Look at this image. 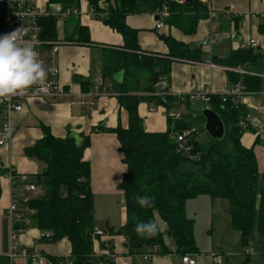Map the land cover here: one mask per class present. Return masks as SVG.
I'll use <instances>...</instances> for the list:
<instances>
[{"label": "trees", "instance_id": "16d2710c", "mask_svg": "<svg viewBox=\"0 0 264 264\" xmlns=\"http://www.w3.org/2000/svg\"><path fill=\"white\" fill-rule=\"evenodd\" d=\"M94 16L103 21L124 39L122 49L104 52L102 74L110 77L124 72L122 81L112 84L120 105L127 111L128 124L120 122L115 127L103 129L116 134L123 162L127 169L119 184L124 195L125 223L114 230L103 227L105 233L120 234L130 252L146 251L167 253L172 250L161 230L154 237H140L134 231L137 222H147L159 216L167 225V234L175 250L181 254L198 251L194 235V219L186 214L187 200L199 194L225 198L230 203L231 228L241 233L245 246L257 231L260 236L259 252L264 255V172L259 176L258 161L254 147L241 141L245 129L240 123L251 109L233 96L222 93L209 95V107L222 119L225 135L222 139L209 138L200 142L190 121L192 114L176 116L172 107L188 99L177 95H155L157 82L169 74L173 60L202 61L205 57L202 43H186L171 35H160L168 46V53L145 52L138 42V30L130 27L126 17L130 14H157L164 7L167 26H175L186 34H193L201 18L207 17L206 6L198 0L191 4H178L172 0H87ZM61 9H79L81 0H48ZM239 19V17H237ZM57 16L42 20L43 34L56 39L60 33ZM68 40L91 42L88 27L76 22ZM211 60L228 68L230 87L240 84L244 91L257 93L264 90V53L257 47L247 45L230 50L226 55L212 54ZM240 68L246 72H238ZM150 102L166 109L168 129L148 131L144 128L138 106ZM185 117V118H184ZM202 124V112L196 115ZM44 135L25 149L26 154L44 162L43 171L33 181L44 189L42 194L32 196L27 207L33 213L27 215L30 225L43 231L40 240L54 243L66 238L71 243L70 264H114L112 246L100 236L94 235L96 227L93 214L90 164L84 151L90 144L89 135L81 140L67 134L55 136L44 126ZM189 130L190 153L185 152L172 135ZM258 141V139L256 140ZM189 163L190 166H185ZM137 195L155 199L152 208H141L135 203ZM98 241L103 252L94 251ZM110 255V257L108 256ZM51 264H59L50 257ZM0 264H10L0 257Z\"/></svg>", "mask_w": 264, "mask_h": 264}, {"label": "crops", "instance_id": "0c3cea01", "mask_svg": "<svg viewBox=\"0 0 264 264\" xmlns=\"http://www.w3.org/2000/svg\"><path fill=\"white\" fill-rule=\"evenodd\" d=\"M42 8H49L48 0H36ZM59 9L58 4H54ZM210 8L219 12L218 18L210 20L201 18L193 34H186L175 26L157 27L159 16L154 13L130 14L127 24L138 30V42L145 52L167 54L169 49L160 35H171L186 43H202L210 33H220L219 40L211 46H203L204 60L191 61L175 59L170 71L163 81L167 82L173 95L201 93H223L230 88L227 75L228 68L211 60L212 54L226 55L230 50L249 45L255 40L257 48L264 53V0H211ZM87 0H81L80 12L72 15L82 25L88 27L91 42L80 43L68 40L62 44L59 53L60 82L66 97H55L46 100L31 98L20 112L13 113L12 122L15 128L13 139L0 146V257L10 264H32L28 257L12 255L11 219L8 207L17 202V212L27 214V204L20 197L14 198V187L6 176L9 167L18 174L28 176L33 183L36 175L45 167L44 162L29 157L25 149L33 145L44 135V126L55 136L67 134L79 141L82 134L89 135L90 144L84 151V158L90 164L91 189L93 192V214L96 227L120 228L126 221L124 195L119 184L126 172L119 142L115 133L97 129L98 127H115L119 122L128 124L127 111L120 105L117 94L112 88L115 81H122L123 71L110 77L102 74L104 52L107 49H122L124 39L120 33L104 24L102 20L91 15ZM68 16L65 19H69ZM158 16V19L156 18ZM239 17V19L237 18ZM62 23H59L61 28ZM61 34V31L59 35ZM241 72L240 68L234 69ZM102 79L100 94H95L94 83ZM104 89V90H103ZM201 99L199 97L195 98ZM189 100V99H188ZM203 100V99H201ZM242 103L251 109L252 128L245 129L241 136L242 143L254 147L258 169L264 172V90L240 97ZM193 100H182L189 104ZM209 107L208 101L204 100ZM144 128L148 131H165L168 129L166 109L150 102H141L138 106ZM180 115L187 114H176ZM185 118V117H184ZM210 138V137H209ZM258 139V141H256ZM42 187L37 186L30 195H39ZM204 213L202 229L209 234L210 247L189 253L195 264H264V255L259 252L260 236L257 241L250 236L249 246H245L241 233L231 228L230 203L225 198H212L199 194L187 200L186 214L194 219V235L197 221ZM165 241L172 248L170 252L154 253L144 258L143 254L128 251L125 239L120 234L106 233L102 238L112 246L114 264H187L182 261V254L175 250L167 234L166 223L158 216ZM43 231L33 225H27L18 235V249L27 248L38 254V264H51L50 257L59 264H70L71 243L62 238L54 243L41 241ZM252 238V240H251ZM196 239V236H195ZM94 251L103 252L99 242H94ZM221 254V261H214V254ZM110 257V255H108Z\"/></svg>", "mask_w": 264, "mask_h": 264}, {"label": "built area", "instance_id": "2783aa9c", "mask_svg": "<svg viewBox=\"0 0 264 264\" xmlns=\"http://www.w3.org/2000/svg\"><path fill=\"white\" fill-rule=\"evenodd\" d=\"M178 4L187 3L186 0H172ZM206 6L207 17L212 21L219 16V12L210 8L211 0H198ZM79 9H66L61 8L56 9L55 7L42 8L36 0H0V36L11 32L16 28L23 27L24 38L30 41L34 46L36 51L39 53V59L43 62V66L47 72L46 86L43 91L38 87L30 89L24 95H15L8 99H0V134L4 132L5 127L10 126L12 128V133L10 136L0 135V146L7 145L14 137L15 128L12 122L13 113L20 112L24 109L25 103L31 98H37L46 100L55 97H66L69 93L65 92L61 82H60V66H59V53L60 48L63 43V39L60 35L56 39H50L43 34V24L42 20L47 16L55 15L63 19L68 16L78 15ZM94 15V11L90 9L89 12ZM159 19L156 26L162 27L164 22L161 20L168 15V10L164 7L161 11L157 13ZM221 37L220 33L210 32L202 41L203 46H211L216 43ZM249 45L257 47L255 40H251ZM241 72H246L240 70ZM103 86L102 79H98L93 88L95 89V94L99 95L101 88ZM157 91L155 95L172 94L169 85L165 81L157 82ZM104 90V89H103ZM210 90L207 89L201 93H189V94H178L181 99L194 100L199 97L203 100L208 101ZM250 94L244 91L243 87L238 84L234 87H230L227 91L223 92V96H233L240 100V97ZM173 114V113H171ZM176 114V113H174ZM177 116V115H176ZM243 127H247L252 124V117L250 114L246 116L244 120L240 123ZM189 130H183L176 133L173 138L179 142V145L185 152L190 153L191 146L188 143ZM6 176L10 179L14 187V198L20 197L24 204H27L31 198L30 193L35 191L37 186L34 183L28 181V176L25 174L16 173L15 169L9 167ZM28 213H33V209L27 208ZM8 214L11 219V238L12 244V255H22L28 257L30 262L38 264V254L31 253L27 248L18 249V235L24 228L29 225L30 219L27 214L17 212V202H13L8 207ZM94 235L103 237L106 235L102 228L95 227L93 231ZM151 255L146 253L144 255L145 259H148ZM222 259L221 254L216 252L214 254V261L220 262ZM182 261L187 264H195L196 261L189 253L182 254ZM105 264V263H103Z\"/></svg>", "mask_w": 264, "mask_h": 264}, {"label": "clouds", "instance_id": "9594fccd", "mask_svg": "<svg viewBox=\"0 0 264 264\" xmlns=\"http://www.w3.org/2000/svg\"><path fill=\"white\" fill-rule=\"evenodd\" d=\"M46 77L47 72L39 59V53L35 46L24 38L23 27L0 36V99L24 95L37 87L43 91ZM11 133L12 128L8 126L0 135L7 137ZM135 203L141 208H152L155 206V199L137 195ZM160 229L161 222L154 218L147 222H137L133 231L142 238H151L157 235Z\"/></svg>", "mask_w": 264, "mask_h": 264}, {"label": "rangeland", "instance_id": "374dc122", "mask_svg": "<svg viewBox=\"0 0 264 264\" xmlns=\"http://www.w3.org/2000/svg\"><path fill=\"white\" fill-rule=\"evenodd\" d=\"M54 4L49 3V7H53ZM59 22L61 25L60 31V37L63 39V43H68L67 36H69L73 32L74 25L77 22V19L73 16L69 19H61L59 18ZM207 103L204 100L196 99L192 102H189V104L183 103L181 107L178 106L172 107V113H182V114H192V116L189 118L190 121L193 122V128L191 130H195L197 134V139L200 142H206L209 139V135L206 132L204 128V124H202L199 120H197L196 115H198L199 112H202V110L206 107ZM185 166H190L189 163H186ZM263 171L259 169V176L262 178ZM44 192V189L41 188L39 190V194H42ZM204 219V213H202L197 221V227L195 228V236H196V242L197 245L200 246L202 249L210 247V238L208 237L209 234H207L204 229L201 227L202 221ZM201 226V227H200ZM256 232L252 234V238L254 239L256 237ZM251 238V240H252ZM257 241V239L253 240V242ZM258 242V241H257Z\"/></svg>", "mask_w": 264, "mask_h": 264}, {"label": "water", "instance_id": "95a60500", "mask_svg": "<svg viewBox=\"0 0 264 264\" xmlns=\"http://www.w3.org/2000/svg\"><path fill=\"white\" fill-rule=\"evenodd\" d=\"M191 4L193 0H186ZM158 19V16L156 17ZM205 117L204 128L212 139H222L225 135V127L220 116L210 107H205L202 110Z\"/></svg>", "mask_w": 264, "mask_h": 264}]
</instances>
